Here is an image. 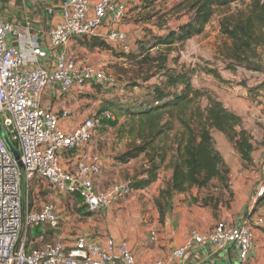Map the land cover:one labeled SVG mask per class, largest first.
I'll list each match as a JSON object with an SVG mask.
<instances>
[{"label":"built area","instance_id":"1","mask_svg":"<svg viewBox=\"0 0 264 264\" xmlns=\"http://www.w3.org/2000/svg\"><path fill=\"white\" fill-rule=\"evenodd\" d=\"M89 3L90 0L65 1L62 20L49 31L52 49L63 48L74 37L95 36L109 14L112 24L126 20L129 6L139 4L140 0H99L92 11ZM10 34L25 38L21 28L0 18V264H116V255L122 264H140L133 250L114 238L96 242L77 235L68 241L44 240L45 235L61 227L63 219L53 203L36 208L37 182L79 194L91 213L105 211L125 200L134 188L133 180L127 179L97 190L94 180L103 172L98 153L80 160L75 172L63 169L61 154L84 149L93 139L99 120H87L72 132H66L61 122L69 117L70 111L54 112L43 93L49 84L56 82L68 91L92 83L115 86L117 80L103 65L80 63L64 51L58 53L52 71L43 65L29 69L23 51L8 44ZM106 41L130 50L131 37L126 32L112 30ZM30 50L34 57L47 54L37 44H31ZM179 53L185 58L188 50L181 48ZM158 175L160 180L162 172ZM263 193L264 165L258 176L255 199ZM38 228L42 229L41 234L33 236L32 232ZM259 233L264 234V210H251L240 224L219 221L206 233L192 229L173 256L184 257L193 243L211 244L219 250L235 247L239 263L248 264L256 254ZM153 264H169V260L157 259Z\"/></svg>","mask_w":264,"mask_h":264},{"label":"trees","instance_id":"2","mask_svg":"<svg viewBox=\"0 0 264 264\" xmlns=\"http://www.w3.org/2000/svg\"><path fill=\"white\" fill-rule=\"evenodd\" d=\"M155 1L140 2L132 10L148 9ZM184 3L186 14H191L188 20L176 27L160 26L164 33L153 34L150 40L147 34L137 38L135 48L129 51L113 45L114 48L102 39L93 42L111 50L118 59L113 67L125 75L124 88L132 90L142 83L147 85L148 98L117 106L119 115L130 119L128 132L132 139L116 152L115 158L127 164L143 156V168L133 180L136 189L152 185L158 181L160 172H168L166 176L162 174L159 194L154 199L162 222L176 195L181 193L189 194V203L212 209L215 217L223 209H231L235 200L233 170L217 147L215 133L223 134L240 154L247 153L252 138L243 118L230 111L213 89L195 84L194 74L199 67L185 63L163 65L165 55L157 56L162 47L169 51L176 49L179 61L180 49L203 34L219 15L223 40L217 47L218 58L233 70L239 66L264 73V0H184ZM137 16L135 22L143 25ZM204 70L226 81L217 68ZM156 76L159 81L151 83ZM247 88L251 95L260 92L264 81ZM69 195L79 197L83 203L79 194ZM256 206L264 207V193ZM41 232L38 228L37 235Z\"/></svg>","mask_w":264,"mask_h":264},{"label":"crops","instance_id":"3","mask_svg":"<svg viewBox=\"0 0 264 264\" xmlns=\"http://www.w3.org/2000/svg\"><path fill=\"white\" fill-rule=\"evenodd\" d=\"M65 1L0 0L1 20L21 28L25 33L23 39L10 34L7 41L12 47L23 51L29 69L43 65L52 71L60 51L66 52L84 64H102L104 56L118 61L111 50H105L93 44L99 39L108 43L106 36L112 30L129 34L130 49L135 48L137 35L141 32L139 24L135 22L136 11L132 10L137 4L129 6L127 19L118 24L110 22L109 14L98 28L96 35L93 36L95 39L74 37L63 48L52 49L49 31L62 20ZM98 1L90 0L91 11ZM31 44H37L47 53L46 56L34 57L30 50ZM104 88L98 83H92L86 85L85 89L73 88L64 91L61 84L56 82L46 87L43 98L51 102L52 110L56 113H62L64 110L70 111L69 117L61 122V127L66 132H72L82 123L90 120L87 118L88 111L83 109L84 104L103 95L105 91L102 89ZM263 90L264 88L260 92ZM248 94L251 95L249 91ZM233 106L234 111L232 112L241 116L243 121L245 117L257 121L258 118L264 119V104L255 110V107L252 108L251 105L248 106L242 100L235 98ZM246 129L249 130L248 127ZM249 131L252 133L250 147L255 141H259L262 147L264 127L261 129L255 125ZM94 138L82 150L62 153L63 169L70 173L75 172L80 160L98 153L102 158L103 172L94 180L97 190H105L114 183L127 180L128 174L133 173V166L137 159L125 164L115 158L117 150L113 151L111 156L100 153L96 142H93ZM162 174L166 176L168 172L163 171ZM257 177V172L252 173L244 169L239 170L238 173L235 171L232 173L235 200L231 209H223L219 217H215L212 209L208 207L189 203V194L181 193L176 195L172 208L162 222L154 202L161 186L159 180L145 188H134L132 192L134 194L102 212L91 213L84 209L83 213L75 211L65 215L59 211L63 222L57 229V240L63 238L68 241L77 235H84L87 239L96 242L114 238L125 242L133 250L140 264H153L157 259L169 260V264H240L238 250L235 247L219 250L211 244L193 243L182 258L173 256V251L187 241L192 229L206 233L222 220V216L228 217L235 224H240L249 211L263 210L264 207L256 206L258 200L255 199V179ZM114 261L116 264H122L118 255L114 256ZM248 264H264V234L257 235L256 254Z\"/></svg>","mask_w":264,"mask_h":264},{"label":"rangeland","instance_id":"4","mask_svg":"<svg viewBox=\"0 0 264 264\" xmlns=\"http://www.w3.org/2000/svg\"><path fill=\"white\" fill-rule=\"evenodd\" d=\"M140 2H146V4H148L149 0H140ZM151 5L152 6L148 9H142L136 12L143 22V25H139L141 32L140 35H137V38H141L147 34L146 38L147 40H150L153 34L164 33L160 26L176 27L179 23L188 20L191 15L186 14V4L184 3V0H156L155 3ZM219 18V15L215 16L207 25L203 34L191 39L183 47V49L186 48L188 50L187 57H180L178 61V59H176L178 51L176 49L169 51L166 49V46L162 47L157 56L161 58L165 55L166 59L163 62V65L165 66H181L182 63H185V66L190 65V67L198 66L199 69L194 74L195 84L213 89L219 98L225 102L230 111H234L233 104L235 98L242 100L243 103H246L248 106L251 105L252 108L255 107V110H258V107L264 104V90L262 92L253 93L250 95L252 98H250L247 86H255L256 84L263 82L264 73L248 70L239 66L236 70H233L228 67V64L223 63L218 58V55L216 54L218 53L217 47L223 40L220 36ZM115 62L118 61L114 58L108 59L104 56L102 57L101 65L116 77V80L118 81L117 85L105 87L102 89L105 91L103 95L95 97L91 102H85L83 107V109L88 111V119L97 118L99 120V124L95 131V138L93 137V142H96L98 152L108 156H111L113 151L124 149L132 139L128 132L130 119L126 115H119L117 112V106L138 103L142 99L148 98V88L144 83H142L141 87H136L132 90L124 88L126 83L125 75H121L123 74L122 71L113 67ZM211 67L217 68L226 81L219 80L204 70L205 68ZM158 81L159 76H156L150 82L155 83ZM85 88L86 86L81 89ZM107 112L108 116L106 115ZM260 119L261 118H258L257 121L256 119L245 117L243 124L250 130L251 127L253 128L255 125L260 127ZM113 122H115V124ZM215 139L217 147L221 150L226 160L231 165L233 172L235 171L238 173L239 170L244 169L252 173L257 172V176H260V170L264 165V143H262V147H260V142L255 141V143L249 147L247 153L240 154L233 149L223 134L216 132ZM143 162V157L137 159L133 166L132 175L128 174V178L127 176L126 178L134 180V175H137L142 170ZM257 181L258 177L255 179L256 184ZM37 183H39L36 185V187H39V193L35 199L36 208H41L47 203H53L61 214L64 213L67 215L74 213L75 211L83 213L85 207L79 197L70 196L64 191L60 192L45 182L40 181ZM31 203H34V199L31 200ZM221 221L233 222L225 216H222ZM37 234V229L32 232L33 236H38ZM56 238L57 230L51 234L45 235L44 240L52 241Z\"/></svg>","mask_w":264,"mask_h":264}]
</instances>
